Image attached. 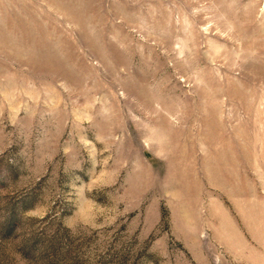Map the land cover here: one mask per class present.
<instances>
[{"label":"rangeland","instance_id":"1","mask_svg":"<svg viewBox=\"0 0 264 264\" xmlns=\"http://www.w3.org/2000/svg\"><path fill=\"white\" fill-rule=\"evenodd\" d=\"M0 264H264V0H0Z\"/></svg>","mask_w":264,"mask_h":264}]
</instances>
